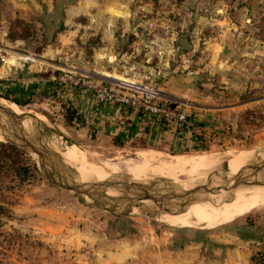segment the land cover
<instances>
[{"label":"rangeland","instance_id":"rangeland-1","mask_svg":"<svg viewBox=\"0 0 264 264\" xmlns=\"http://www.w3.org/2000/svg\"><path fill=\"white\" fill-rule=\"evenodd\" d=\"M55 1L18 0L14 5L13 0H0V100H17L23 111L32 114L33 117L27 118L31 127L26 136L35 144L33 123L39 120L37 117L42 118L47 143L44 146L56 155L66 174L80 178L79 166L64 161L53 145L57 149L74 147L78 158L86 156L88 164L96 163L105 170L103 164L108 162L118 166L119 173L107 170V180L144 182L157 189L164 188V192L171 190L168 187L173 184L185 189L204 184L209 188L226 186L230 176L237 172L214 167L205 173L179 172L175 180L149 174L146 177L150 179L140 181L126 173L123 164L139 161V153L146 149L161 152L170 159L224 151H234L236 158L241 151L254 152L252 163L264 158V151L255 154L264 147V58L259 62L246 61L241 68L237 65L229 70L227 84L219 81L214 84L217 118L213 120L214 128L206 131L204 144L198 147L165 143L162 149L159 141L115 138L96 131L82 133L77 125L79 121L72 122L77 116L74 110L61 104L49 90H17L16 83H24L28 77L36 76V80L51 74L58 77L70 69L84 73L88 66L85 60L98 59L114 43L115 51L126 55L138 46L133 54L138 63L144 53L153 54L154 58H149L151 63L163 54V45L155 42L146 45L142 40L131 42L132 36L138 40L132 33L139 32L143 20L129 21L125 15L112 18L103 4L114 0H86L81 6L77 3L82 0H58V5ZM147 12L151 14L148 9ZM125 57L120 56L122 62L116 67L126 74L121 77L138 76L145 70L142 67L125 71ZM9 83H13V88L10 89ZM16 141L17 138L14 142L0 141V264H213L214 251L224 245L223 241H236L234 238L241 226L254 227L264 222V202L242 216L211 228L171 225L135 212L145 201L131 210L125 204L99 197L103 208L93 199L79 196L46 176L39 157L19 147ZM8 142L24 154L12 151ZM126 159L129 160L126 162ZM263 174L264 168L250 181L259 184ZM107 194L120 197L124 193L111 188ZM193 214L202 215L199 210ZM259 253L255 252L254 258Z\"/></svg>","mask_w":264,"mask_h":264},{"label":"crops","instance_id":"crops-1","mask_svg":"<svg viewBox=\"0 0 264 264\" xmlns=\"http://www.w3.org/2000/svg\"><path fill=\"white\" fill-rule=\"evenodd\" d=\"M13 1L14 5H17L18 0ZM85 1L82 0L77 5H85ZM55 2L58 5V0ZM103 6L112 18L125 15L126 20L133 22L147 18L155 19L159 24L152 41L156 45H163V54L151 63L149 58L153 57V54L144 53L142 61L138 63L133 57L138 46L126 55L125 52L115 51L114 43L109 50L105 48L102 51V57L85 60L88 66L85 67L84 73L103 79L117 78L125 74L116 70L119 66L117 64L122 62L120 56L125 55V71L143 67L144 71H151L153 76L160 80L163 90L173 100L191 101L195 108V122L205 132L214 128L213 120L217 118L213 103L214 84L218 81L227 84L230 79L229 70H233L237 65L240 64L241 68V64L246 61L259 62L260 58H264V0H114L106 4L104 2ZM139 8H145L146 12L137 11ZM3 22L1 23L5 24ZM170 29L178 31L179 38L169 36ZM132 34L138 38L134 41L142 40L145 43L142 32ZM104 35L108 37L107 33ZM113 37L116 38L115 35ZM134 41L132 43H135ZM179 45L186 51L175 56V47ZM190 54H193V60ZM169 59L179 62L176 72L167 68L166 61ZM190 68L194 69V72H190ZM154 69L156 73L153 72ZM35 78L28 77L24 83H16L17 90H49L50 95H55L61 104L72 105L84 119L81 125L77 124L76 118L73 117L72 122L78 125L79 132L87 134L96 131L103 136L160 143L167 139L165 143L172 146L181 142L191 144L195 137L189 135L184 140L178 139L172 129L162 127L134 111L107 107L103 112H97L88 97L80 96L74 90L62 92L56 89L57 75L38 77L39 81ZM9 85L10 89L13 88V83ZM54 90L55 94L52 93ZM218 110L221 108L218 107ZM239 230V235L234 238L236 241H223L224 245L217 247L213 264H254L253 254L264 251V222L254 227L241 226Z\"/></svg>","mask_w":264,"mask_h":264},{"label":"bare ground","instance_id":"bare-ground-1","mask_svg":"<svg viewBox=\"0 0 264 264\" xmlns=\"http://www.w3.org/2000/svg\"><path fill=\"white\" fill-rule=\"evenodd\" d=\"M0 103L7 105L17 113L25 112V110L23 111V108H21L15 102L1 99ZM37 118H39V120L33 123V130H35V138H36L35 142L37 144L47 145L45 140V135L43 134V129H42V123H41L42 118L41 117H37ZM22 127L24 130L30 131L31 125L27 119H25V121L22 122ZM15 138H16L15 131L13 130L9 116L6 114L1 115L0 141L9 140L10 142H14ZM53 147L52 148L55 150V152H57L58 155L69 165L72 166L74 164H77L79 166L77 170L79 175L84 181L94 180L95 178L105 179L108 176L107 175L108 171L112 173H119L120 170L119 167L111 165V163L109 162L105 164H103L104 162L102 163L108 171L105 170L102 166L95 165L96 163L94 165L88 164L86 156L85 159L82 157L81 159L77 157L78 152H76L77 150L74 147L72 148L69 146L60 147L59 149H57L55 145H53ZM236 154L237 153H234V151H224L220 153L211 152L201 155H196V154L189 156L179 155L174 159L172 158L170 159L164 157L163 154H161V152L150 151L146 149V150H142V152L139 153V158H140L139 161L136 162L130 161L123 165L126 173L130 174L134 179L140 181L147 180L148 178L150 179L151 177H146L149 174H154L156 176L167 177V178L171 177L172 179L175 180L178 177L179 172L180 174L181 172L184 171L185 172L197 171V172L205 173L212 170V168L214 167H219L230 173H236V172L250 173L252 167L251 158L253 157L254 152L250 153L247 151H241L238 153L237 158H236ZM128 160L126 159L125 161L127 162ZM90 171H95V173L98 174L95 175V173H92ZM231 195L218 194L215 195L212 202H202V203L195 202L180 212L159 211L156 209V207L152 202H150L149 200H145L143 205L138 206L134 211L142 214L143 213L148 214L149 217L151 218L162 220L165 223H171V225H176V226L189 225V226H196L199 228H211L213 227V225L216 226L217 224L235 219L237 218V216H242L245 213L259 207L260 204L264 202V174L261 175L259 184H257V186H251V187L237 186ZM227 196L229 197L231 196L232 199L226 201ZM194 210L201 211L202 215L194 216L195 215L193 214Z\"/></svg>","mask_w":264,"mask_h":264},{"label":"water","instance_id":"water-1","mask_svg":"<svg viewBox=\"0 0 264 264\" xmlns=\"http://www.w3.org/2000/svg\"><path fill=\"white\" fill-rule=\"evenodd\" d=\"M5 114L9 116L13 130L15 131L17 138L16 144L39 157V165L46 176L62 185L65 189L74 191L79 196H86L93 199L98 206L103 208L104 205L100 200L101 197L114 201L118 205L125 204L126 208L131 210H133L138 203L149 200L159 211L180 212L195 202H212L215 195H221L228 190L229 191L226 194L231 195L237 186L251 187L257 185V183L250 181V178L255 174H259V170L264 168V158H262L259 162L252 163L250 173L242 174V172H237L236 174L231 175L229 183L226 186L209 188L208 184H204L185 189L173 184L168 187L173 190L171 189L166 192H164V188L157 189L154 188V185L138 181H130L129 183L120 179L84 181L81 176L80 178H76L66 174L64 166H61V163L58 161L54 153L50 152V150L44 145L33 143L32 140L26 136V133L29 134V131L23 129L22 122L32 116L31 113L27 111L24 113H17L7 105L0 103V116ZM261 151H264V147L255 151V154L259 155V152ZM49 168H51L53 172H51ZM111 188L124 194L120 197H111L107 194V191ZM231 196H227L226 201L232 199L233 196ZM108 210L113 211L110 208Z\"/></svg>","mask_w":264,"mask_h":264},{"label":"built area","instance_id":"built-area-1","mask_svg":"<svg viewBox=\"0 0 264 264\" xmlns=\"http://www.w3.org/2000/svg\"><path fill=\"white\" fill-rule=\"evenodd\" d=\"M158 24L155 19L148 18L140 23L142 34L150 38H143L146 44H153L152 37ZM168 33L172 38L178 37L175 30L170 29ZM192 55L190 54L191 60L194 57ZM166 66L171 67V62H167ZM190 72H194V69ZM56 80L57 89L62 92L74 90L80 96L88 97L97 112H103L107 107L134 111L162 127L172 129L176 135L183 138L200 131L194 119V104L188 99L173 100L163 90L160 80L148 71H143L138 76L103 79L70 69L62 71Z\"/></svg>","mask_w":264,"mask_h":264},{"label":"trees","instance_id":"trees-1","mask_svg":"<svg viewBox=\"0 0 264 264\" xmlns=\"http://www.w3.org/2000/svg\"><path fill=\"white\" fill-rule=\"evenodd\" d=\"M177 2H181V1H184V0H176ZM141 27V26H140ZM139 31H140V33L141 32H143V28L141 27V29H139ZM177 33H178V38H179V35H180V33L177 31ZM134 35V34H133ZM135 36V35H134ZM135 40V37H131V42H133ZM176 48V53H175V56L176 55H179L180 53H182V52H185L186 51V49H184V47H180V45H179V47H175ZM170 62H171V67H167L168 69H171L172 70V72H176L175 70H176V68L179 66L178 64H179V62H177V61H172V60H170ZM190 70H192V68H190ZM148 71V70H147ZM153 72L155 73V72H157L155 69L153 70ZM148 73H150V74H152L151 73V71L149 72L148 71ZM153 75V74H152ZM55 89V88H54ZM56 89H57V86H56ZM52 93H56V91L54 90ZM16 103H20L19 101H17V100H14ZM64 106H66V105H64ZM67 108H69V109H72V110H74V112L76 113V115L77 116H74L75 118H76V120H78L79 121V123L82 125L83 124V122H84V119H83V116L82 115H80V113L78 112V110L76 109V108H74L72 105L71 106H66ZM205 134H206V132H205V130L204 129H200V131H199V133H197V134H195V137H194V139L192 140V142H191V144H186V142H181V143H176L177 144V146H182V147H188V146H193V147H198L199 146V144L200 145H202V144H204V142H205V140H206V136H205ZM177 138L178 139H182V140H184L185 138H183V137H180V136H177ZM163 140V139H162ZM187 140V139H186ZM167 141V139H165V141H163L162 143H161V145H162V147H160V146H157V147H159V148H162V149H165L164 147V145H165V142ZM8 145H9V148L12 150V151H15L16 153H18L19 155H22V154H24L23 152H21V150L19 149V148H17V147H15V146H13V145H10L9 143H8ZM25 166V165H24ZM26 167H28V166H26ZM25 167V168H26ZM253 262H254V264H264V251H261L260 253H259V256L257 257V258H254L253 259Z\"/></svg>","mask_w":264,"mask_h":264}]
</instances>
